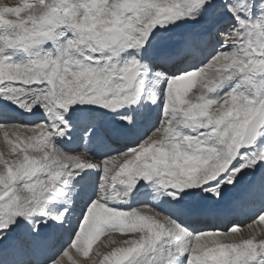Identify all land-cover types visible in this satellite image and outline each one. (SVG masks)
<instances>
[{
  "label": "snow or ice",
  "instance_id": "snow-or-ice-1",
  "mask_svg": "<svg viewBox=\"0 0 264 264\" xmlns=\"http://www.w3.org/2000/svg\"><path fill=\"white\" fill-rule=\"evenodd\" d=\"M41 7L47 12L38 13ZM177 21L198 27L173 34ZM48 43L53 51L44 49ZM17 52L28 59L17 61ZM150 72L166 89L145 97L141 77ZM0 97L8 101L0 103L8 149L0 151V264L9 251L16 264H78L74 254L91 255L83 264H137L140 257L143 264H264V208L244 226L193 231L150 205L125 211L109 203H126L141 182L175 204L202 193L223 201L248 172L232 213L256 193L264 200V0L0 3ZM161 99L159 127L117 155L98 160L87 147L67 152L56 142L78 125L95 138L101 116L110 115L119 123L107 135L122 138L143 118V108L137 114L133 106ZM40 109L50 120L8 122L20 110ZM88 169L102 173L99 194L86 196L78 216H49L46 202L66 196L60 186ZM193 214L222 225L230 218L220 209ZM244 229L248 237L236 240ZM98 242L104 250L93 253Z\"/></svg>",
  "mask_w": 264,
  "mask_h": 264
},
{
  "label": "bare ground",
  "instance_id": "bare-ground-1",
  "mask_svg": "<svg viewBox=\"0 0 264 264\" xmlns=\"http://www.w3.org/2000/svg\"><path fill=\"white\" fill-rule=\"evenodd\" d=\"M17 2L11 3L8 1H3L0 3H8L11 6H16L18 4ZM229 17H231V15L227 14L225 19H227ZM232 22L235 23L234 18H232ZM196 27H198L197 24L189 27L188 30H186V31L193 30ZM186 31H184V32H186ZM184 32H182V33H184ZM173 34H181V33H173ZM200 62H201L200 58H198V57H194L192 60V64L194 66H199ZM161 70L166 71V72L169 71L168 69H160V68H154L153 69V71H161ZM152 77H153V75H152ZM162 82L164 83V81H162ZM164 89H163V91H164ZM159 90H160V88H159ZM7 102L8 101L5 98L0 97V103H7ZM94 106L96 107L95 111L98 114H102L104 112L109 111V110L103 109L99 105H94ZM13 107H15V105H13ZM86 107L92 108L91 106H86ZM133 107H135L137 109L136 105H134ZM157 107L159 109L155 114L153 113V116L148 117L146 115V118L143 116L145 119H143V118L140 119L138 125L135 128L127 129L126 135L122 138H114L113 139V138H109V136L107 135L106 128L116 127L119 123L115 116L110 115L108 117L101 116L102 127H100L98 129L97 136L95 138H91V137H89V135H86L87 142L83 141V139L81 137L82 135H80V134H77L76 136L70 135L68 137L67 136L58 137L56 139L58 140L59 144L64 146L63 148H66V150H68V152L83 151L85 149V147H87L92 156H94L98 160H102L107 156L117 155L118 151L127 150V146H136V142H138L140 140V138L146 132H150L154 128L159 127L161 120L163 118L162 101L157 102ZM92 109H94V108H92ZM152 109H153V106H152ZM20 111H21V118L20 119L10 120L8 122L9 123L35 124V123L40 122L43 119L40 116L41 115L43 116L44 114H42V113H44V112L38 111L36 115H33L30 113L24 112L23 110H20ZM145 112H146V110H145ZM137 113H138V110H137ZM37 115H40V116H37ZM76 128H78L80 130V131H78V133L80 132V133L88 134L87 129H82L79 125ZM123 143H127V145H123ZM101 175L102 174L99 170L88 169L85 172L81 173V175L76 176L74 180H76L78 183H83V184L85 182H93L99 188L100 183H101V179H102ZM250 181H251V173L248 172L247 174L243 175V177L241 178L240 183L238 185H236L234 188L231 186L229 187V191L226 194L225 199L223 201H217L215 198L209 199L206 194L202 193L199 197H195V198L185 197L179 204H175L172 202L173 198L171 196H168L166 193H164L158 189H157V193H158V197H159V194L161 196V198H159V199L166 204L165 207L168 211V215H172L173 218H175V219L180 218L179 222L188 226L193 231L198 230V229L203 228V227H209L210 229L219 228L222 231H227L233 223H240L242 226L247 225L248 223H252L253 222L252 219L255 217V215L258 212H260V210L262 208H264V200H262L260 198L259 193H256L250 199L246 200L242 204V206L240 207V209L238 211H236L235 213H232V209H231L232 201L237 199L238 197H240L247 190V187H248ZM64 185L65 184H62L60 187L63 188ZM97 187H96V189H97ZM144 187L148 188L149 186L144 185ZM97 191L99 192V190H97ZM151 191H152V188L151 189H144L141 187L138 190L134 191L136 193V195H135L134 199L132 198L131 203L126 204V203H123L119 200H115L118 204V206H116L115 208L122 209L125 211L134 209L137 205L138 206L142 205L143 203L146 202V200L151 199L148 197L150 195ZM128 197H130V195ZM128 197H127V199H128ZM53 199H54L53 201L56 200L55 197ZM79 200H80V198L74 197V198H72V201L70 203H68L66 201H61V202H59V204L63 207V208H61V209H63L62 210L63 212H65L66 210H71L73 217H74V216L79 215L80 208L82 207V205L75 206V203L78 202ZM151 200H153V199H151ZM115 201L114 200L110 201L109 202L110 205L114 204ZM51 203H53V202H51ZM61 206H59V207H61ZM154 206H156V205L154 204ZM198 209H220V210L225 211L226 213H229L230 218H229L227 224H223V225L222 224H213L212 221L209 219H205L201 216L194 215L193 214L194 210H198ZM49 211H51V210H49ZM69 229L70 228L66 227L64 229L65 233L70 232ZM248 235H249V233L247 232L246 229H244V230H242V235L237 236V237L247 238ZM258 238H264V237H258ZM101 249H103V248H101ZM22 257L24 259H27V253L22 254ZM18 258L19 257L17 256L16 253L9 251L4 255V258H3L4 264H16V261Z\"/></svg>",
  "mask_w": 264,
  "mask_h": 264
},
{
  "label": "rangeland",
  "instance_id": "rangeland-1",
  "mask_svg": "<svg viewBox=\"0 0 264 264\" xmlns=\"http://www.w3.org/2000/svg\"><path fill=\"white\" fill-rule=\"evenodd\" d=\"M3 1H8V2H17L18 4L17 5H19V4H23V3H26V2H31V0H0V2H3ZM228 14H230L231 15V13H228ZM22 15H24L23 13H22ZM252 19L253 20H258L259 19V14L257 15V16H255V17H252ZM235 20V19H234ZM194 25H196V23L195 22H192V21H187V22H185V21H177V23H176V25L175 26H171V32L172 33H182V32H184V31H186V30H188V28L189 27H191V26H194ZM44 49L46 50V51H53L54 49H53V44L52 43H48V44H45L44 46ZM15 59L17 60V61H20V62H25L27 59H28V57H27V55L25 54V53H23V52H17V53H15ZM152 77V73L150 72L149 74H148V76H147V78H145V77H141V79H144V95H145V97H148V96H150L151 95V93L153 92V91H160V92H164L163 91V89L165 88L166 89V81H164V83L161 81L160 83H157V79L156 78H151ZM152 80V81H151ZM162 83V84H161ZM161 84V85H160ZM164 85V86H163ZM163 86V87H162ZM158 87V88H157ZM159 88H160V90H159ZM162 88V89H161ZM164 89V90H165ZM197 90H198V86H197V88H193V90H192V92H190L189 93V96L190 97H194L196 94H197ZM159 101H162V104H163V107H162V109L164 108V104H165V101L164 100H159ZM158 102V101H157ZM157 102L155 103V104H153V103H151V101H148V100H144V101H142L141 102V104H139V105H136V107H137V110H138V113L137 114H139L140 113V109H141V107L143 108V116L146 118V115L148 116V117H151V116H153V113L155 114L157 111H158V107H157ZM149 104V105H148ZM87 106H91L92 108H96L94 105H87ZM148 106V107H147ZM152 106H153V109H152ZM156 106V107H155ZM77 107L78 108H82V107H86V106H84V105H77ZM139 108V109H138ZM147 108V109H146ZM161 109V110H162ZM145 110H146V112H145ZM39 111H41V112H44L43 111V109H40ZM150 111V112H149ZM152 111V112H151ZM42 114H44V113H42ZM37 116H40V115H37ZM40 117H42L43 119L40 121V122H44L45 120H50V117H48V116H45V115H41ZM143 117V119H145ZM40 122H38V123H40ZM73 131V136H76L77 134H80V135H82L81 137H82V139H83V141H86L87 142V138H86V135H88V134H86V133H78V131H80L78 128H75L74 130H72ZM70 136V135H69ZM68 137V136H67ZM56 142L58 143V145L63 149V150H65V151H67L68 152V150H66V148H63L64 146L63 145H61V144H59V142H58V140L56 139ZM123 145H127V143H123ZM88 149V148H87ZM0 151H3V152H5V154L7 155V151H8V149H7V145L4 143V141H3V137H2V134H0ZM102 174V173H101ZM101 177H102V175H101ZM75 178H72L71 180L69 179V182H68V184L66 185H64L63 186V188H61L65 193H66V196H64V197H56V196H53V198L55 197V201H53L54 199L53 198H51V200L49 201V202H46V204H45V209H47L46 211H47V213L49 214V216H56V215H59V214H61V212H63L62 210L63 209H61V208H63L60 204H59V202H61V201H66V202H68V203H70L71 201H72V198H80V200L78 201V202H76L75 203V206H77V205H82L83 206V201H84V199L86 198V196L87 197H91V198H95L98 194H99V192L97 191V190H99V188L97 187V185L95 184V183H93V182H85L84 184L83 183H78L76 180H74ZM141 184L143 185H146V186H149L148 188H146V187H144V185L143 186H140V185H138L137 186V190L139 189V188H144V189H151L152 188V191L150 192V195L148 196L149 198H151V199H153V200H151V199H149V200H146V202L145 203H143L144 205L145 204H147V205H150L151 207H153V208H155L156 210H158V211H160V212H164V214H168V211H167V209H166V207H165V203L163 202V201H161L159 198H161V196H160V194H159V197H158V193H157V186L156 185H153V184H149L148 182H141ZM96 187H97V189H96ZM134 191H136V190H134ZM132 192L131 194H130V197H128V199H127V197L125 198V199H127V202H126V204H129V203H131L132 202V198L134 199L135 198V195H136V193L135 192ZM96 192V193H95ZM98 193V194H97ZM78 196V197H77ZM133 196V197H132ZM148 199V198H147ZM115 201V200H114ZM155 201V202H154ZM51 202H53V203H51ZM74 202V201H73ZM143 204L142 205H139L140 207L141 206H143ZM154 204L156 205V206H154ZM47 206V207H46ZM50 206V207H49ZM59 206H61V207H59ZM111 206H113V207H116V206H118V204H117V202L115 201V203L114 204H112ZM138 205L135 207V208H137V207H139ZM49 207V208H48ZM130 208V207H129ZM158 208V209H157ZM131 209V208H130ZM49 210H51V211H49ZM120 210H122V209H120ZM163 210V211H162ZM53 212V213H52ZM72 216H73V214H72ZM39 217V218H38ZM75 217V216H74ZM37 219H38V221H44L46 218L45 217H43L42 215H40V214H37V217H36ZM180 218H178V220H179ZM54 223H55V221H53ZM70 231H71V229H69ZM117 238H120L119 237V235H117ZM105 239H107L106 237L105 238H102V241L103 240H105ZM97 248H100L101 249V243L100 242H98V244L97 245H95L94 246V249H93V253L96 251V249ZM102 251L104 250V249H101ZM7 253V252H6ZM5 253V254H6ZM74 259H76L77 260V262H78V264H83V261L84 260H86V259H91V255H90V257L89 258H85V257H83L82 255H79V254H74ZM143 260H144V257H140V258H138V260H137V264H143Z\"/></svg>",
  "mask_w": 264,
  "mask_h": 264
},
{
  "label": "clouds",
  "instance_id": "clouds-1",
  "mask_svg": "<svg viewBox=\"0 0 264 264\" xmlns=\"http://www.w3.org/2000/svg\"><path fill=\"white\" fill-rule=\"evenodd\" d=\"M53 11H56V9H53ZM67 11H68V10L66 9V10H65L66 14H67ZM37 12L43 14V13L47 12V9L41 7V8H39V9L37 10ZM235 239H236V240H240V239H243V238H242V237H235Z\"/></svg>",
  "mask_w": 264,
  "mask_h": 264
}]
</instances>
